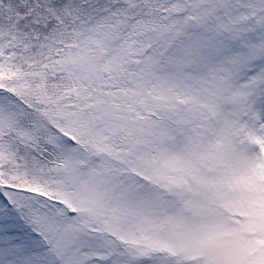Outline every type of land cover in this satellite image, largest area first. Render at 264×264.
I'll use <instances>...</instances> for the list:
<instances>
[{"label": "snow or ice", "instance_id": "6c2138e0", "mask_svg": "<svg viewBox=\"0 0 264 264\" xmlns=\"http://www.w3.org/2000/svg\"><path fill=\"white\" fill-rule=\"evenodd\" d=\"M0 264H264V0H0Z\"/></svg>", "mask_w": 264, "mask_h": 264}]
</instances>
